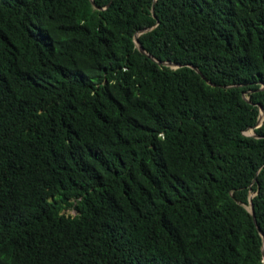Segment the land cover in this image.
I'll list each match as a JSON object with an SVG mask.
<instances>
[{
    "label": "trees",
    "instance_id": "obj_1",
    "mask_svg": "<svg viewBox=\"0 0 264 264\" xmlns=\"http://www.w3.org/2000/svg\"><path fill=\"white\" fill-rule=\"evenodd\" d=\"M254 224L264 0H0V264H264Z\"/></svg>",
    "mask_w": 264,
    "mask_h": 264
},
{
    "label": "water",
    "instance_id": "obj_2",
    "mask_svg": "<svg viewBox=\"0 0 264 264\" xmlns=\"http://www.w3.org/2000/svg\"><path fill=\"white\" fill-rule=\"evenodd\" d=\"M89 1H90V3L93 5V0H89ZM145 30H146V29H144L143 31H145ZM141 31H142V30L138 31L137 33L141 32ZM137 33H135L134 36H133V43H134V45L136 46V48H137V50H138L139 52L145 54V53H144V50H143L142 47H141V45H140V44L138 43V41H137V38H136ZM163 63L166 64V65L174 66V67L178 66V64H174V63H170V62H163ZM193 68L195 69V71H196L197 73H199V71L196 69V67H193ZM260 111H262L261 108H260ZM261 114H262V112H259V115L257 116V121H255V124L253 125V127H255V126L257 125V123H259V121L262 119ZM253 127H252V128H253ZM252 128H250V129L252 130ZM251 134H253V133H251ZM254 136H256V135H254ZM246 209H247L248 212L250 213L251 218H252V220H253V222H254L253 209H252V204H251V201H250V200H249V205H248V207H247ZM254 227L257 228V230H258V232H259V234H260V236H261V239H262V246H261V252H262V255H261V261L264 262V234L261 232V230L259 229V227L255 226V224H254Z\"/></svg>",
    "mask_w": 264,
    "mask_h": 264
},
{
    "label": "rangeland",
    "instance_id": "obj_3",
    "mask_svg": "<svg viewBox=\"0 0 264 264\" xmlns=\"http://www.w3.org/2000/svg\"><path fill=\"white\" fill-rule=\"evenodd\" d=\"M259 112H261V111L259 110ZM251 133H252L251 132V129H248V130L243 131V134H245V135H249ZM63 212L66 215H73L75 213V211L73 209H71V208H67V209L63 210Z\"/></svg>",
    "mask_w": 264,
    "mask_h": 264
},
{
    "label": "bare ground",
    "instance_id": "obj_4",
    "mask_svg": "<svg viewBox=\"0 0 264 264\" xmlns=\"http://www.w3.org/2000/svg\"><path fill=\"white\" fill-rule=\"evenodd\" d=\"M261 116H262V114H261Z\"/></svg>",
    "mask_w": 264,
    "mask_h": 264
}]
</instances>
